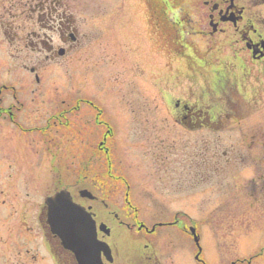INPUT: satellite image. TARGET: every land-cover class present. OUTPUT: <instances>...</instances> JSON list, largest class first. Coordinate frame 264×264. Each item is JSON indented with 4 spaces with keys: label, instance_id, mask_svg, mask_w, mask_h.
Masks as SVG:
<instances>
[{
    "label": "rangeland",
    "instance_id": "rangeland-1",
    "mask_svg": "<svg viewBox=\"0 0 264 264\" xmlns=\"http://www.w3.org/2000/svg\"><path fill=\"white\" fill-rule=\"evenodd\" d=\"M69 1L76 17L81 21L87 19L83 27H78L83 33L87 32L88 38L93 37L91 44L81 42L62 46L56 42L55 62L44 61V54L38 58L25 49L24 65L41 68L37 72L38 83L29 69L22 73L16 71L19 63L10 57L11 47L3 54L7 70L13 71L7 81L15 85L20 80L28 95V106L23 117L24 132H15L16 136L8 141V155L5 161L0 160V165H31L38 158L40 170L38 186L24 185L18 189L9 186L10 182L5 184L4 171L0 174V264H50L42 251L41 232L33 224L31 213L59 182L73 186L82 182L89 185L93 193L99 191L103 196L117 198L121 208L129 194L132 205L139 210L140 220L148 228L160 221L173 222L178 213L187 215L201 235L202 258L207 264H223L264 251V204L255 208L248 206L253 197L248 194L249 188L253 190L255 185L241 179L240 176H244L242 170H237V179L233 180L229 190L232 192L230 197L224 172L217 174L214 182L192 189L188 184V165L180 162V156L187 161L188 155L195 151H206L207 157H223L224 152L232 149L242 153L243 128L235 126L226 131L197 133L172 129L169 110L175 101L199 99L201 103L212 104V98L221 102L222 94L211 89V83L207 84L208 77L213 78V69L203 68L199 72L200 68L191 63L188 65L177 51L173 53V45L168 41L171 38L164 40L165 33L160 28L164 25H159L162 20L154 17V12L150 15L146 0ZM203 1L184 0L183 4L202 11ZM80 7L87 10L79 12ZM204 22L201 21L202 28L206 27ZM194 40L197 52L205 53L208 49L206 40ZM60 48L65 49V55L59 57L57 51ZM246 81L261 91L256 94L264 101V77L259 83L251 78ZM242 84L239 92L231 91V94L235 99L248 101L256 91L246 89ZM81 95L99 105L102 120L112 131L107 145L110 152L105 157L93 159L85 153L82 142L85 130L82 132L81 119H92L90 129L94 133L89 143L99 144L106 135V129L102 136L95 132L97 112L89 108L87 114H83L84 109L82 114H73L70 131L56 134V143L49 145L41 140V136L39 141L32 137L36 132L31 129L44 127L50 117L62 111L63 101L71 97L78 99ZM31 99L33 104H30ZM215 110L224 112L226 107L219 104ZM255 116L253 125L259 123L261 117L260 113ZM260 126L264 132V123L256 125L258 129ZM170 144L175 145V150L174 147L169 150L167 145ZM156 146L179 155L174 160L176 165L166 163L170 168L168 173L157 172V167L162 164L160 153L163 150ZM48 150L57 156L53 157L46 152ZM34 151L40 156L37 157ZM155 156L159 157L158 163L154 161ZM89 161V170L85 167L86 172L81 174L80 167L87 166ZM235 165L246 167L252 163ZM258 165L264 167V158ZM251 172L248 169L247 175L253 176ZM241 188L244 192H238ZM4 191L6 200L3 202L1 194ZM244 203L247 205L239 207ZM235 207L241 210L245 219L232 218L230 210ZM183 224L190 227L187 224L191 222L184 220ZM153 238L161 251L163 264H195L193 258L197 251L186 234L182 233L180 237L176 228L159 229ZM255 264H264V256L262 263L257 261Z\"/></svg>",
    "mask_w": 264,
    "mask_h": 264
},
{
    "label": "flooded vegetation",
    "instance_id": "flooded-vegetation-1",
    "mask_svg": "<svg viewBox=\"0 0 264 264\" xmlns=\"http://www.w3.org/2000/svg\"><path fill=\"white\" fill-rule=\"evenodd\" d=\"M164 3L166 6H163ZM94 9L102 8L95 7ZM157 9L163 14L162 22L159 25H164L160 26L165 33L164 40L168 37L171 38L168 41L173 45L171 46L174 50L173 53L177 51L180 58L185 60L188 65L191 63L197 69L200 68L199 72L203 68L213 69L214 73H211L213 78L208 77L207 84L211 83V89L222 94L221 102L211 99V105L195 101V99L179 100L176 108L174 107V112L171 111L172 129L197 133L229 130L238 126L245 130L242 136L244 138L242 153H240L241 150L232 149L225 152L222 158L217 155L207 157L205 156L206 151H195L188 155L187 161L184 160V156H180V162L183 165L185 163L188 165V184L192 189H195L200 185L214 182V177L224 172L228 180L227 195L231 197L232 192L229 190L232 189L233 180L237 179V170H242L244 176H240L241 179L249 180L251 182L249 185H255L253 190L249 188L248 194L253 197L248 205L251 208L257 205L262 206L264 204V167L258 163H261L264 158V132L261 126L258 129L256 125L264 123V101L256 94L261 91L255 90V87L248 84L246 80L251 78L259 83L261 77H264V0L259 2L253 0H204L202 11L186 6L180 0H157L154 11L157 12ZM84 10L87 9L80 7L79 12L84 13ZM76 14L69 0H0V160H6L8 141H12V138L16 136L15 132H24L23 117L28 106V95L24 92L20 80H17L15 85L9 84L7 81L8 75H11L13 71L7 70L3 54L7 52L8 47H11L10 57L19 63L16 65V71L22 73L29 69L31 73V70L36 72L41 68L37 65L30 67L24 65L23 52L25 49L34 53L38 58L40 54H44V60L55 62L56 42L57 45L62 46H73L81 42L91 44L90 40L93 37L88 38L87 32L83 33L84 31L82 32L78 27V25L83 27L87 19L84 18L81 21L76 17ZM202 20L206 21L203 25L206 26L205 28H202ZM98 33L95 35L97 36ZM196 38L206 40L208 49L205 53L197 52L194 40ZM215 59H218V62ZM241 83H243L242 87L256 91L251 100H234L228 96L231 91L238 90ZM30 93L33 94L34 91ZM33 103L34 100L31 99L30 104ZM73 103L75 105L72 106ZM219 104L226 106L224 112L215 110ZM88 108L93 111L97 110L95 102L88 96L81 95L78 99L71 97L70 100L63 101L62 111L58 110L59 112L56 111L57 115L47 118L48 121L44 127L35 126L36 128L31 129L36 132L32 133V137L39 141L40 136H54L55 131L67 133L73 114H82L83 109V114H87ZM259 113L261 115L259 123L253 125V119ZM97 114L95 132H99L101 135L106 129V136L99 144L88 142L94 133L90 129L92 119H81L82 132L85 130L82 133L85 153L93 159L103 156V152L107 153L106 144L108 136L111 134L108 123L102 120V114ZM166 121L169 120L166 119ZM17 145L19 146L18 143ZM167 146H169V150L171 147H174L175 150L174 144ZM165 151H167L166 154H164ZM46 152L52 154L53 157L57 156L51 150ZM33 153L37 157L40 156L38 151ZM87 156L81 157V159L87 158ZM178 156L164 149L161 152L162 164L157 167V172L168 173L170 168L166 163L176 165L174 160ZM157 158L159 157H154L156 163H158ZM240 160L244 164L252 163V165H246V167L235 165L241 164ZM87 164V166L82 165L81 167H86L88 170L90 161ZM248 169L252 170L253 176L247 175ZM39 170L38 158L31 165L24 163L6 167L0 165V174L2 171L5 172V184L10 182L9 186H14L15 189L24 185L27 187H30L29 185L38 186ZM23 179L24 181H22ZM253 179H256L255 183H252ZM59 184L61 188L72 189L61 182ZM238 192H244L243 188ZM238 192L236 191L237 194ZM1 196L4 202L6 200L5 191ZM74 199L91 212L99 229V240L109 246V255L106 256L104 253L101 255L103 264H163L160 261L161 251L153 238L156 229L150 231L142 224L140 215H138L139 210L132 205L129 195L124 198L122 208H119L118 199L110 195L103 196L101 194L93 201L95 205L88 204L81 198ZM230 212H232L230 213L232 218L245 219L237 207L231 209ZM31 215L33 224L43 231L46 246L42 247V251L50 264H77L74 256L64 250L59 240L51 235L45 211L42 209L41 214L39 204L37 210L35 208ZM182 218L184 219V217ZM188 228L180 221L176 225V231L180 237L182 233H187ZM124 231L127 233L125 237L128 245L121 246L119 238L123 237ZM131 241L135 242L133 246ZM32 258L36 260L37 257ZM262 258L263 252L259 251L249 260L248 257L241 256L223 264H255L257 261L262 263ZM196 264L207 263L199 259Z\"/></svg>",
    "mask_w": 264,
    "mask_h": 264
},
{
    "label": "water",
    "instance_id": "water-1",
    "mask_svg": "<svg viewBox=\"0 0 264 264\" xmlns=\"http://www.w3.org/2000/svg\"><path fill=\"white\" fill-rule=\"evenodd\" d=\"M82 196L90 195L87 191L81 192ZM70 199L66 193H59L54 197L47 200L50 207H55L54 212H51L52 221L57 223L61 221V224L56 225L55 232L61 236L65 245L74 250L75 252H85L90 253L95 248V242L93 238H87V232H82L80 229L78 232H74V223L70 219L72 218L70 206ZM84 228V227H82ZM84 233V235H83ZM195 242L199 245V237L194 236Z\"/></svg>",
    "mask_w": 264,
    "mask_h": 264
},
{
    "label": "trees",
    "instance_id": "trees-1",
    "mask_svg": "<svg viewBox=\"0 0 264 264\" xmlns=\"http://www.w3.org/2000/svg\"><path fill=\"white\" fill-rule=\"evenodd\" d=\"M150 1H155V0H150Z\"/></svg>",
    "mask_w": 264,
    "mask_h": 264
}]
</instances>
